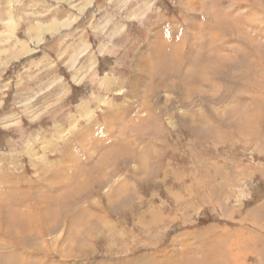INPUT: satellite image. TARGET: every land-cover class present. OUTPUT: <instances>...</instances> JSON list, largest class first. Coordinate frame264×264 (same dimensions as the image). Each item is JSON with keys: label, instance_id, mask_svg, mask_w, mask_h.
I'll return each mask as SVG.
<instances>
[{"label": "rangeland", "instance_id": "374dc122", "mask_svg": "<svg viewBox=\"0 0 264 264\" xmlns=\"http://www.w3.org/2000/svg\"><path fill=\"white\" fill-rule=\"evenodd\" d=\"M184 263L264 264V0H0V264Z\"/></svg>", "mask_w": 264, "mask_h": 264}, {"label": "bare ground", "instance_id": "6f19581e", "mask_svg": "<svg viewBox=\"0 0 264 264\" xmlns=\"http://www.w3.org/2000/svg\"><path fill=\"white\" fill-rule=\"evenodd\" d=\"M54 25H55V24H54ZM50 26H51V25H50ZM50 28H51V27H50ZM53 30H54V28H53ZM206 30H207V29H206ZM199 47H200V45H199ZM101 49H102V48H101ZM161 49H162V48H161ZM162 50H163V49H162ZM189 52H190V51H189ZM183 57H184V56H183ZM184 59H185V58H184ZM158 62H159V61H158ZM202 62H203V60H202ZM200 64H201V63H200ZM199 70H200V69H199ZM211 71H212V70H211ZM211 71H209L208 74H210ZM205 74L207 75L206 72H205ZM206 75H205V76H206ZM112 154H113V153H112ZM109 165H110V164H109ZM94 182H96V181H94ZM94 182H93V181H90V182H88V183H89L90 186H91V185L93 186ZM96 183H97L96 186H99V187H100V186L102 185V183L99 182V181L96 182ZM92 186H91V187H92ZM89 191H90V190H89ZM28 213H29V212H28ZM30 214H31V211H30ZM10 215H11V214H10ZM32 216H34V215H32ZM28 217H29V216H28ZM38 217H39V216H38ZM30 218H31V217H30ZM29 220H31V219H29ZM34 220H35V219L33 218V221H32V222H34ZM20 221H21V220H20ZM38 222H39V219H38ZM23 223H24V222H23ZM28 223H29V221L26 222V225H27ZM22 226H23V224H22ZM21 228H22V227H21ZM23 228H24V227H23ZM8 230L10 231L11 229H8ZM25 232H26V231H25ZM27 232H28V233H27V236L30 235L31 232H29V231H27ZM36 232H37V231H36ZM39 232H40V231H39ZM39 232H37V233L39 234ZM27 240H28V239H27ZM30 243H31V242H30ZM28 245H29V244H28ZM236 255H237V254H236ZM234 256H235V255H234ZM207 258H208V257H207ZM211 258H212V257H211ZM218 258H219V257H218ZM232 258H233V257H232ZM243 258H244V257H243ZM217 260H218V259H217ZM206 261L208 262L209 259H208V260L206 259L205 262H206ZM212 261H213V260H212ZM207 262H206V263H207ZM181 263H182V262H181ZM187 263H188V262H187ZM184 264H185V263H184ZM189 264H190V263H189Z\"/></svg>", "mask_w": 264, "mask_h": 264}]
</instances>
